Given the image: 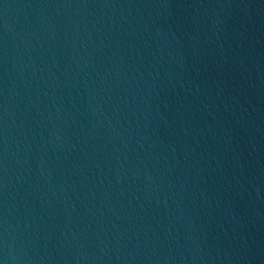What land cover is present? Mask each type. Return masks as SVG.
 Listing matches in <instances>:
<instances>
[{"label":"water","instance_id":"1","mask_svg":"<svg viewBox=\"0 0 264 264\" xmlns=\"http://www.w3.org/2000/svg\"><path fill=\"white\" fill-rule=\"evenodd\" d=\"M0 264H264V0H0Z\"/></svg>","mask_w":264,"mask_h":264}]
</instances>
